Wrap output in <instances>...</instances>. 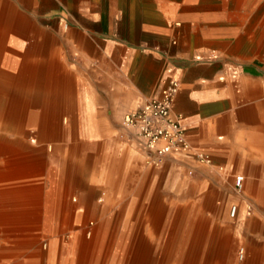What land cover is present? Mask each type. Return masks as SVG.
<instances>
[{
    "label": "bare ground",
    "instance_id": "6f19581e",
    "mask_svg": "<svg viewBox=\"0 0 264 264\" xmlns=\"http://www.w3.org/2000/svg\"><path fill=\"white\" fill-rule=\"evenodd\" d=\"M31 1L22 0V4L30 7ZM48 85H53L56 103L46 132ZM75 97L78 98L77 84L64 70L58 49L52 50L46 64L42 36L28 23L24 13L12 4L3 6L0 12V231L23 227L12 226L7 221L10 217L34 218L27 220L30 230L17 232L20 236L16 242L0 235V259L12 257L32 264H264V170L253 175L260 181L248 180V172L241 170L238 193L232 190L233 179L226 195L216 200L210 214L206 208L198 210L191 206H182L174 213L173 209L162 206V200L153 197L147 198L148 214L124 216V212L146 209L145 201L126 200L120 194L123 188L130 187L135 188V195L139 194L141 185L125 183L123 178L127 162L130 179L143 159L134 156L129 162L119 143H115L111 157L102 143L93 148L89 144L94 133L91 122L79 115L86 116L88 111L73 103ZM69 112L75 115L68 122L64 115ZM48 138L54 142L51 153L46 144ZM61 141L67 142L65 146ZM140 142L147 153L144 142ZM94 153L95 161L111 165L107 169L96 167L91 182L84 188L79 181ZM114 179L118 182H109ZM176 179L167 183L175 193L191 196L201 193L202 185H190L187 176L179 175ZM54 180L59 182L53 184ZM98 187L104 198L97 201ZM149 187L148 193L155 195L158 182L152 180ZM107 188L113 189L107 191ZM108 195L116 198H107ZM207 200L200 198L203 203ZM250 202L257 212L247 218ZM53 213H56L54 225L40 222L41 214ZM181 224L178 230L164 233V242L175 244L167 247L150 246L157 243L151 238L155 231L135 229L143 225L175 228Z\"/></svg>",
    "mask_w": 264,
    "mask_h": 264
},
{
    "label": "crops",
    "instance_id": "0c3cea01",
    "mask_svg": "<svg viewBox=\"0 0 264 264\" xmlns=\"http://www.w3.org/2000/svg\"><path fill=\"white\" fill-rule=\"evenodd\" d=\"M25 6L40 8V0ZM116 9L122 20L118 25L111 20L110 29L121 35L105 40L102 58L112 64L113 50L120 48L121 72L127 71L135 88V109L159 96L163 80L178 79L171 113L181 116L193 147L217 154L233 144L237 131L239 145L250 150L240 153L244 164L232 170L260 181L252 173L264 170V0H113L112 12ZM69 31L63 22L60 33ZM77 40L84 36L78 33ZM75 82L78 98L73 103L88 111L80 117L94 123L96 97L79 96L84 87ZM102 128L91 130L99 138L110 134L108 124ZM98 143L111 157L115 143L103 139L93 146Z\"/></svg>",
    "mask_w": 264,
    "mask_h": 264
},
{
    "label": "rangeland",
    "instance_id": "374dc122",
    "mask_svg": "<svg viewBox=\"0 0 264 264\" xmlns=\"http://www.w3.org/2000/svg\"><path fill=\"white\" fill-rule=\"evenodd\" d=\"M7 3L9 5L12 4L14 8L24 13L28 23L42 36L44 41V60H46V64L49 62L50 52L53 49H58L59 57L69 74L78 81V85L84 87V90L79 92V96L83 97L92 94L96 97V100L91 105V117L94 121V123H91V127L101 132L103 129L102 126L108 124V132H110V134L99 138L98 134L94 131L95 135L90 140L89 144L93 146L96 142L107 139L109 142L119 143L121 151L124 152L128 159L132 160L134 156L142 157L143 164L140 166L141 169L139 168L135 173L134 178H128L129 173L127 170L130 168V163L128 162L126 164L128 169L126 173H124L125 177L123 178V182L125 183L133 185L140 184L139 194L135 195V188L133 187H130L129 190L123 188L120 194L121 196H125L124 199L126 200L140 199L141 201H145L144 206L146 209L138 212H124L122 215L132 216L134 214H148L149 211H147V207L150 206V204L147 203V198L153 197L162 200V206L166 210L173 209L174 213L176 210L179 211L182 206H189V208L191 206L193 208L196 207L198 210L206 208L207 214H210V209H213L216 200L226 195L230 182H233V179L237 176L242 175L240 171L232 169L236 164H244L240 161V159L243 158L240 153L249 151L250 148L239 145L238 133L234 131L235 139L230 142L233 144L229 145L228 148L221 149L222 151L217 154L211 155L201 152L194 148L190 139L187 138L190 143V148L188 150L174 151L165 157L161 163H155L147 158L145 148L139 139H137L123 123V117L127 113L133 111L137 107V104L133 97L135 96V88L131 86L132 80L129 79L130 76L127 75V71L124 73L126 76L121 72L123 58L121 50L119 47L114 48L113 62L110 65L102 58L105 40L121 35L119 29H114V32L110 29L111 20L117 19V25L120 20H122L121 10L116 9L115 12H112L113 0H40V8H37V6L27 8L22 4V0H0V12L2 7ZM92 18H95V20ZM63 22L68 24V28L70 29L68 34L60 33V27ZM78 33L84 36V40H81V42L77 40ZM48 88L45 114L47 122L46 132L50 129L49 119L56 103L53 99V85L52 87L48 85ZM259 102H261L260 99ZM73 115H75V112H69L64 115V118L69 122L73 119ZM67 142L66 143L69 144V140ZM53 143V139L48 138L46 144L49 146V153H51V145ZM66 143L63 141L60 142L62 146H65ZM126 145L131 146L127 147ZM110 149L113 150L112 147H110ZM253 150H255V148H253ZM231 157L233 161H230ZM110 165L111 164L108 162L102 164L95 161L94 153L93 158L87 161L84 177L80 179L79 182L85 188V186H88L91 182V175L95 173L94 169L96 167L103 166L107 169ZM252 165L261 166L260 163H252ZM256 173L259 174L260 172H253L252 175ZM179 175L187 176L190 185L194 184L196 186V184H201V193L196 196L175 193L174 189L167 186V183L177 180L176 178ZM152 180L158 182L156 194L153 196L148 193L150 189L149 184ZM55 181L59 182V180H54L52 183L54 184ZM47 182L49 181L47 180ZM62 182L63 181L60 180V183ZM101 182L102 180H98V183ZM109 182L117 183L118 179L116 181L115 179L112 181L110 180ZM111 189L113 188H107L106 190L108 191ZM232 190H235L237 194L238 192L236 191L240 189L235 186ZM100 191L101 188H96L97 193L95 199L97 201L104 198V195ZM106 197L116 198V195H108ZM200 198L208 200L206 203H203L200 201ZM201 204L203 207H201ZM232 208L233 206L230 207V213H232ZM165 209L163 210L165 211ZM255 211L257 212V208L250 202L247 205V213H250L246 215L247 218L253 216L256 213ZM39 217L42 218L40 222L44 221L43 223L46 225H54L56 213L41 214ZM32 218L34 217H10L7 221H11L12 226L22 224L23 227L1 230V237L9 239V242H16L19 240L20 236L17 232L24 233L30 230L27 220ZM181 226L182 224L175 228L174 226L165 227L161 225L153 227L143 225L135 229L142 232L155 231L154 234L151 235V238L157 243L150 246L167 247L171 245L175 246V244L174 242L165 243L166 234L164 233L170 230H178ZM2 245L9 246L8 243H3ZM7 248L10 249L9 247ZM0 264L32 263L26 260L22 261L12 257H4L0 259Z\"/></svg>",
    "mask_w": 264,
    "mask_h": 264
},
{
    "label": "built area",
    "instance_id": "2783aa9c",
    "mask_svg": "<svg viewBox=\"0 0 264 264\" xmlns=\"http://www.w3.org/2000/svg\"><path fill=\"white\" fill-rule=\"evenodd\" d=\"M180 88L176 78L163 80L159 96L146 101L142 106L127 113L124 123L142 140L147 158L155 163L178 150H188L190 143L181 116H173L172 106ZM241 178H235L240 187Z\"/></svg>",
    "mask_w": 264,
    "mask_h": 264
}]
</instances>
